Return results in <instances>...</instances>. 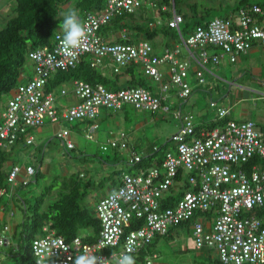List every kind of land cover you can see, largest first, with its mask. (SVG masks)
<instances>
[{
  "label": "built area",
  "instance_id": "built-area-1",
  "mask_svg": "<svg viewBox=\"0 0 264 264\" xmlns=\"http://www.w3.org/2000/svg\"><path fill=\"white\" fill-rule=\"evenodd\" d=\"M155 5L156 0H107L100 11L85 12L81 21L87 39L65 51L60 43L63 32L58 31L51 46L29 51L32 74L15 87L0 111V147L4 149L19 142L33 144L31 131L47 122L90 121L85 136L91 139L102 109L118 111L126 105L153 115L172 112L179 120L172 146L160 164L122 171L116 187L97 200L94 212L100 229L95 241L78 236L66 240L44 227L47 233L31 244L35 264H73L85 254L103 258L104 264H117L123 254L138 255L156 236L174 227L185 228L194 249L215 251L222 264H264V218L258 215L264 209V130L252 120L227 118L229 110L212 100L217 123L197 126L191 112L182 113L170 103L171 96L179 102L191 94L190 73L202 85L205 74H211L208 66L218 64L223 55L234 62L254 45L264 49V1L241 7L232 17H213L186 37L180 30L183 19L174 11L168 24L176 29L182 45L173 41L160 53L146 40L115 42L99 33L111 19ZM126 32L122 29L116 35L126 38ZM86 56L92 67L116 74L138 64L158 84V91L141 85L110 90L100 83L74 80L75 101L61 107L57 95L45 86L55 72L74 68ZM161 67L168 82L163 81ZM60 94L67 90L61 89ZM68 135L67 129L55 134L66 150L74 148ZM108 147L123 149L127 143L107 139L101 148ZM141 157L131 150L130 167ZM23 170L27 176L36 173L32 165ZM20 172L14 164L7 181L14 183ZM167 200L173 204L165 206ZM10 234L6 223L0 228V246L10 243ZM156 257L145 256V263L155 264Z\"/></svg>",
  "mask_w": 264,
  "mask_h": 264
},
{
  "label": "trees",
  "instance_id": "trees-1",
  "mask_svg": "<svg viewBox=\"0 0 264 264\" xmlns=\"http://www.w3.org/2000/svg\"><path fill=\"white\" fill-rule=\"evenodd\" d=\"M106 1L14 0L11 7L12 11L8 14L3 26L0 27V99L5 94L11 95L15 87L22 82L23 78L20 79V75L24 72L27 63H29V66L31 63L33 70V62L29 59L28 52L38 47L51 46L56 32H63L60 25L64 16L75 10L82 19L83 14L87 11H100ZM171 1L174 2L175 6L178 2L186 1L188 11H176L175 9V12L181 15L183 19V26L180 27V30L185 37L197 25L206 24L204 15L209 11L216 12L219 10V12H222L219 17L227 18L232 17L241 7H247L251 4L246 0H240L233 5L228 4L227 1H220L219 4L213 3L205 6L203 2H197L198 0L195 2H190V0H156L154 7H160L159 12L164 13L165 7L163 6H169ZM209 1L213 2V0ZM200 7H202V13L199 12ZM147 8L145 6L138 13L124 14L111 19L108 24L100 28L99 33L115 42L123 43L149 40L158 35L168 36L170 40L176 42L175 36L178 34L176 29L169 26V21L162 23L147 13ZM137 18L141 21H136ZM150 23H153V26H150ZM122 29L127 30L126 38L114 37ZM167 44L171 43L167 41L165 45ZM122 73L129 76L124 82L119 80V75ZM122 73L111 72V76H106L101 69L92 67L89 63V57L86 56L74 68L55 72L48 80L45 89L54 92L64 83L70 84L74 80H83L92 84L100 83L110 90L137 85L147 87L148 82L140 65L131 64ZM126 107L127 105L123 109ZM215 123L217 121L213 120L208 126L212 127ZM15 146L8 149L0 147V190H2L0 194V228L8 223L11 231L10 243L0 246V264H35L31 251L32 241L49 231H53L66 240L78 236L86 242L95 241L100 229V221L96 217L93 208L90 207V203L85 200L88 183L82 182L81 177H83V174L80 172L56 176L51 183L44 185L39 192L30 194L29 197L21 196L16 190H11V193H8L7 184L12 187L18 181L17 179L14 183L7 181L8 173L13 166H8L7 163L10 161V153ZM171 146L169 141H166L151 153L143 155L140 161L127 171L160 164L164 153ZM114 158L117 159L118 156L115 155ZM103 160L105 159L101 157V161ZM121 172L117 169L109 171L105 177L98 180V186H102L106 180H112L114 183L116 178L118 181ZM42 175L41 169L37 170L33 178L34 182L38 183ZM58 178L60 179V185L57 182ZM22 186L23 184H18V189H21ZM56 186H58V189L55 190ZM15 196L20 200V217L18 220L16 219V223L12 226L11 222L6 220V217L8 216L11 219L15 215ZM172 204L173 201L171 200L164 203L165 206ZM10 212H12L11 216H9ZM258 215L264 218V209L259 210ZM44 227L47 228V232L43 230ZM178 228H171L164 237H172L174 230ZM159 237L161 236H156L148 247L140 251L138 255L133 256L136 259V264H146L145 256L156 254L152 250V246ZM212 259L213 264H222L218 259Z\"/></svg>",
  "mask_w": 264,
  "mask_h": 264
},
{
  "label": "rangeland",
  "instance_id": "rangeland-1",
  "mask_svg": "<svg viewBox=\"0 0 264 264\" xmlns=\"http://www.w3.org/2000/svg\"><path fill=\"white\" fill-rule=\"evenodd\" d=\"M195 1L197 0H190V2ZM220 1H227L228 4L233 5L240 0H213V2L209 0H198L197 2H203L204 5L207 6L213 3L219 4ZM246 1L253 3L262 2L264 0ZM13 4L14 0H0V27L3 26L8 14L12 11L11 7ZM163 7H165V12L160 13V7L156 6L155 8L148 6L147 13L151 14L162 23H166L173 16L175 9L176 11H188L186 1L178 2L176 6L174 2L171 1L169 6ZM202 11V7H200L199 12L202 13ZM221 15L222 12H219V10L216 12L209 11L204 15V21L207 22L211 18L219 17ZM136 21H141V19L137 18ZM181 26H183L182 23L180 24V27ZM168 40H170V37L158 35L157 37L146 41L152 45L157 53H160L165 46L164 44ZM175 41L182 45L178 34L175 36ZM28 66L29 63L24 67L25 73L28 72L30 67ZM24 72L21 73L20 79L25 75ZM190 75V77H192V73ZM190 77L187 78V80L191 81ZM205 78L206 80L209 79L207 74H205ZM147 81H149V79H147ZM64 86L67 90L72 88L69 83L64 84ZM195 94L197 103L195 107L191 109L195 117L199 118V115L202 113H207L212 118L215 117L217 111L215 112V108L210 106V95L202 92H195ZM214 97L216 96L213 95V98ZM7 99V94L3 95L0 99V111ZM57 99V103L60 102L61 105L65 104L67 101L66 96L64 95H60ZM175 102L176 97L171 96V105ZM249 103H252V101H249ZM182 107L185 111L190 109L187 104ZM102 110L103 113L101 111L99 116V118H102L99 121L101 129L99 130L96 139L87 138L85 136L86 131L84 125L80 124L77 120L70 123L60 122L61 129H68L69 137L74 141V149L66 150L63 147L61 140L53 136L52 128L49 126L40 130L33 129L31 132L32 135L35 136L34 144L29 146H15L10 153V161L11 163L20 165V167L32 164L35 172L41 169L43 175L39 179V182L35 183L33 180L35 173L32 176L19 173L21 179H17L18 181H16L12 187L10 184H7L8 193H11V190H16L21 196L29 197L30 194L39 192L44 185L51 183L56 176L66 175L71 172H80L83 174V177H81L82 182L88 183L85 200L90 203V207L94 210L97 200L107 195L111 191L112 185L117 184L115 178V180L113 179L115 181L114 183L112 180H106L102 186H98V180L105 177L108 172L113 169L120 171H127L130 169L129 153L122 152L115 154L113 151L114 148L108 147L105 150L101 148V144L105 142V134L108 135L110 131V133H113L116 136L117 133L119 134L123 131L127 132L130 142H134L135 144L136 154L143 156L146 155L148 151H153L154 147H160L163 143L169 141L170 137L179 129L178 120L173 116L172 112L164 115L159 114L157 116L160 117L155 118L153 114L137 110L129 105H127L125 109L118 111L108 109ZM106 111L107 114H105ZM140 121H145V123L136 127V124L140 123ZM41 131L45 134L41 133ZM170 141L172 142V140ZM115 155L118 156L117 159L114 158ZM101 157L105 160L101 161ZM46 166L48 167V171L45 172ZM57 182L60 185L59 178ZM18 184H23L21 189H18ZM56 189H58V186L55 187V190ZM55 190L53 191V195ZM14 204H16L15 217L11 218V223L14 222V219L18 220L20 217V200L16 196ZM192 244V239L188 232L185 228L180 227L177 230H174L172 237L166 238L161 236L157 239L156 243L152 246V250L157 254V258L154 259V262H156V264H213L210 260H202L200 255L193 249ZM210 253L213 258L216 256L215 251H211Z\"/></svg>",
  "mask_w": 264,
  "mask_h": 264
},
{
  "label": "crops",
  "instance_id": "crops-1",
  "mask_svg": "<svg viewBox=\"0 0 264 264\" xmlns=\"http://www.w3.org/2000/svg\"><path fill=\"white\" fill-rule=\"evenodd\" d=\"M114 37H118V36L115 35ZM168 41L170 43L173 42L172 40H168ZM208 68L211 71V74H207L209 79L205 80V83L202 85H198L196 83V80H195V77L193 74H192V77H190L191 73L188 75L187 78L190 77L191 81H192L191 82L190 80H187L188 85L192 88L191 94L186 99H184L182 101L178 102L176 99V102L173 103V107L175 109L180 107V110L182 113L191 112L193 114V117H194V122L197 126L209 125L213 120H215V117L217 115L212 118L207 113H205V114L202 113L199 115V118H196L194 113L191 110L193 107H195V105L197 103V99L195 98V95H196L195 92H202V93L210 95L209 96L210 101L211 100L215 101L217 103L218 107H223V108H226L229 110V114H228L227 118L234 119L236 121L252 120L255 122V124L260 129L264 130V49L258 45H254L249 50H247L246 52L241 53L237 57L236 61H234V62H230L228 60V57L226 55H223L221 57V61L218 64L209 65ZM161 69L164 72L163 81L168 82L167 72L165 71V69H163V67H161ZM31 72H32V65L30 63V68L28 69V72H26L25 75L23 76L22 81L25 80L26 78H28L31 75ZM103 73L106 76H111V71L109 69H104ZM128 78H129V76L126 73H122L119 75L120 82H124ZM147 79H149V81H147L148 82L147 88H149L152 92L158 91V84L155 83L152 79H150L148 77H147ZM190 82H191V84H190ZM64 84L62 86L58 87L54 91V93L57 95V98L61 95L60 90L66 89V88H64L65 87ZM172 90H174V89H171V91ZM213 95H215L216 97L213 98ZM9 96H8V98H9ZM64 96H66L67 101L63 105H61V103L58 102L61 107L67 106V105H69L75 101L71 89L67 90V94H65ZM7 100H5L3 106L5 105ZM57 101H58V99H57ZM249 101H252V103H249ZM185 104H187L190 107L189 110L185 111V109L182 107ZM101 111L103 113V110H101ZM215 112H216V109H215ZM100 114H101V112H100ZM105 114H107V111L105 112ZM99 116H98L97 121H96L98 124V128L92 135L93 139L97 138V134H98L99 130L101 129V126L99 125V121L102 118L101 117L99 118ZM153 116L155 118L160 117L157 115H153ZM79 122H80V124L84 125L85 131L87 129V126L91 123L90 121H86V120H79ZM143 123H145V121H140V123L136 124V127H139ZM178 123H179V120H178ZM48 126L50 128H52L53 136H55V134L59 130H61L60 123H49V122L45 123L41 127L35 128V129L40 130V129L48 127ZM62 129H66V128H62ZM41 133L45 134L42 131H41ZM172 136L170 137L169 141L171 140ZM104 137H105V141L107 139H115L118 141H125L127 143L126 148H123V149L114 148L113 149L114 153L126 152V153H129V155H130L131 150H134L136 153L135 144H134V142H130L127 132L123 131V132H120L119 134L117 133L115 136V134L110 133V131H109V134L108 135L105 134ZM68 138L74 143V141L69 137V135H68ZM34 142H35V136H34ZM34 142H33V144H34ZM17 145L26 146L20 142ZM62 145H63V143H62ZM169 145H172L171 141L169 142ZM151 152L148 151L146 154H149ZM7 164H8V166L14 165V163H11V161H9ZM27 165H32V164H27ZM47 166H48V164H47ZM47 166H46L45 172L48 171ZM65 166H67V165H65ZM20 168H21L20 174L24 175V170H23L24 167H20ZM17 179H21L19 174L17 176ZM117 183H118V181H117ZM116 185L117 184L112 185L111 190H113L116 187ZM13 217H15V215ZM6 220L8 222H11V219L8 216L6 217ZM16 221L17 220L14 219V222L10 223V224H12V226H13L16 223ZM193 249H194V247H193ZM194 250L197 252V254L200 255L202 260H204V261L210 260L211 262H213V259H212L213 257L211 256V253H210L211 251H208V250L198 251L196 249H194ZM215 258L217 259L216 256L214 257V259Z\"/></svg>",
  "mask_w": 264,
  "mask_h": 264
},
{
  "label": "clouds",
  "instance_id": "clouds-1",
  "mask_svg": "<svg viewBox=\"0 0 264 264\" xmlns=\"http://www.w3.org/2000/svg\"><path fill=\"white\" fill-rule=\"evenodd\" d=\"M60 26L63 31V37L60 43L65 51L78 48L82 42L87 39L88 33L85 24L81 21L75 10L64 16ZM73 264H104V259L98 256L85 254L77 256ZM117 264H136V259L132 255L123 254L118 259Z\"/></svg>",
  "mask_w": 264,
  "mask_h": 264
}]
</instances>
